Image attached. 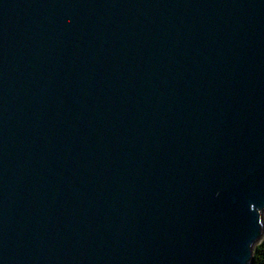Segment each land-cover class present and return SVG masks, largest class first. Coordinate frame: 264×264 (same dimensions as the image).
Masks as SVG:
<instances>
[{"label": "water", "instance_id": "95a60500", "mask_svg": "<svg viewBox=\"0 0 264 264\" xmlns=\"http://www.w3.org/2000/svg\"><path fill=\"white\" fill-rule=\"evenodd\" d=\"M264 0H0V264H254Z\"/></svg>", "mask_w": 264, "mask_h": 264}, {"label": "trees", "instance_id": "16d2710c", "mask_svg": "<svg viewBox=\"0 0 264 264\" xmlns=\"http://www.w3.org/2000/svg\"><path fill=\"white\" fill-rule=\"evenodd\" d=\"M254 264H264V239L253 252Z\"/></svg>", "mask_w": 264, "mask_h": 264}]
</instances>
